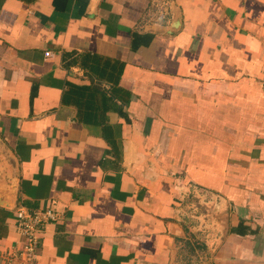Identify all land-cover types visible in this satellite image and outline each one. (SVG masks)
<instances>
[{
    "label": "crops",
    "instance_id": "1",
    "mask_svg": "<svg viewBox=\"0 0 264 264\" xmlns=\"http://www.w3.org/2000/svg\"><path fill=\"white\" fill-rule=\"evenodd\" d=\"M262 139L264 0H0V264H264Z\"/></svg>",
    "mask_w": 264,
    "mask_h": 264
},
{
    "label": "built area",
    "instance_id": "2",
    "mask_svg": "<svg viewBox=\"0 0 264 264\" xmlns=\"http://www.w3.org/2000/svg\"><path fill=\"white\" fill-rule=\"evenodd\" d=\"M15 217L19 223L22 244L2 256L3 264H38V240L45 223L58 217L54 209L18 207Z\"/></svg>",
    "mask_w": 264,
    "mask_h": 264
},
{
    "label": "trees",
    "instance_id": "3",
    "mask_svg": "<svg viewBox=\"0 0 264 264\" xmlns=\"http://www.w3.org/2000/svg\"><path fill=\"white\" fill-rule=\"evenodd\" d=\"M65 99V98H64ZM79 117L80 118H82V119H85V117L83 116V115H79ZM264 145V139H262L261 140V142H260V146H263ZM264 149V148H263ZM262 148H259V147H257V145L256 144H254V142H248L247 143V150H246V155L248 156V158L250 159V161H251V163H252V161H253V165H254V167L256 166V167H258V168H256V169H258L259 170V165H258V163H256L255 162V158H257L256 156H257V153H258V151L259 150H263ZM261 173H263V172H261ZM247 177V180L248 179H251V178H255L256 177V173H252V172H248V174L246 175ZM260 179V178H259ZM259 179L257 180V181H259ZM256 181V182H257ZM252 182V181H251ZM235 229V228H234ZM237 230V229H236Z\"/></svg>",
    "mask_w": 264,
    "mask_h": 264
}]
</instances>
